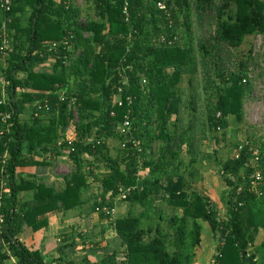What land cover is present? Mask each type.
<instances>
[{
    "label": "trees",
    "instance_id": "obj_1",
    "mask_svg": "<svg viewBox=\"0 0 264 264\" xmlns=\"http://www.w3.org/2000/svg\"><path fill=\"white\" fill-rule=\"evenodd\" d=\"M88 1L93 16L83 24V10L72 0H11L9 11L0 0V35L6 23L14 48L7 68L10 101L2 103L0 94V234L13 255L1 245L0 264H9L12 256L17 264H95L88 257L47 262L19 237L25 226L46 230L53 214L87 203L90 213L110 222L106 230L118 234L127 249L122 259L113 253L101 264H191L202 222L220 235L218 264H257V255L248 252L264 230V178L257 188L253 184L258 171L264 175L259 140L237 143L240 151L223 162L231 187L228 221H219L216 205L192 186L203 178L194 165L204 156L209 133L219 141L216 134L230 127L232 117L244 119L253 56L239 58L237 51L248 37H264V0H172L166 10L158 6L162 0ZM65 37L82 49L74 60V51L46 47ZM42 55L56 59L53 73L36 69ZM36 101L45 103L39 116L32 113L31 121H23ZM70 105L81 119L73 146L60 135L61 126L69 124ZM6 113H11L10 128L3 121ZM126 117L132 123L127 135L118 130ZM94 133L98 138L89 142ZM112 142L119 143L116 158L110 154ZM40 150L51 155L40 159ZM64 154L76 170L60 188L20 172L52 166V159ZM257 158L259 168L253 170ZM103 160L109 161L106 172L99 170ZM123 195L143 209L115 219V201ZM152 231L156 235L146 239Z\"/></svg>",
    "mask_w": 264,
    "mask_h": 264
},
{
    "label": "rangeland",
    "instance_id": "obj_2",
    "mask_svg": "<svg viewBox=\"0 0 264 264\" xmlns=\"http://www.w3.org/2000/svg\"><path fill=\"white\" fill-rule=\"evenodd\" d=\"M72 4L78 8L83 10L82 15L79 18L80 23L87 24L89 15L93 16V12L88 14V7L92 4L88 0H72ZM97 19V17H95ZM82 53V49L77 48L75 46L74 56H72V60L76 59ZM252 53V60L250 64V74L249 78L252 81V88L249 91L248 95L245 98L244 108H245V116L242 121L237 120L236 118L230 119V127L226 130H220L218 134V140H216L215 136L212 137L209 133V139L205 140L202 146L204 151L203 158L198 161L194 167L197 168V171L200 173L199 176H203L201 180L195 181V184L192 186V190H198L204 195L208 196L211 202L216 205L218 211V219L221 222L228 221L230 218V206L228 204V194L231 191V187L228 185L226 179L224 178V168L223 162H226L229 158L236 155L239 151L236 147L237 143L248 144L254 138V140H259V145L261 149L264 147L263 142L260 137L264 139V37L259 36H251L248 37L245 43L238 49L237 54L239 58H247L248 55ZM39 62L37 64L36 69L39 71H45L48 73L54 72V64L56 59L52 56H41L39 57ZM71 82L75 85L76 80L72 79ZM187 83H183L185 87ZM72 89L76 86H71ZM63 94L60 92L59 95ZM200 106L206 107L205 99L203 98ZM76 107L70 108L67 110L68 115L70 114L69 124L65 127L61 126L60 135L62 138L68 139V141L75 142L81 135V132L78 130V126L81 124V119L79 115V111ZM57 115H60L59 109L56 110ZM52 114V113H51ZM32 110L31 108L27 111L26 114L22 115L23 121H31ZM50 114L45 115V118H49ZM99 127V126H97ZM97 127H94V131H96ZM88 141L93 142L94 138H98V134L94 133L91 135ZM113 148L110 151L111 156L118 157L120 155L119 152V143L112 142ZM69 153V150L65 148ZM257 151V150H256ZM28 152V149H26ZM66 152V154H67ZM256 153V152H255ZM66 154L59 156L57 159H52V166L42 167L41 170L45 169L47 171L46 175H53L54 178H49L54 182V185L57 188H60L68 177L72 175L76 170V166L73 164V161L67 158ZM38 158L43 159L45 156H50V153L42 152L41 150L37 154ZM66 155V156H65ZM86 159H94L93 156H89L88 154H84ZM188 155V154H185ZM65 156V157H63ZM8 157V155H7ZM89 157V158H88ZM262 157L260 158V160ZM189 160V159H188ZM187 160V161H188ZM260 160L252 159L251 167L253 170L259 168ZM264 160V159H263ZM99 169L100 171H107L109 166L108 160L99 161ZM98 165V164H97ZM87 166V165H86ZM87 168V167H86ZM21 174L25 177H29L28 172H22ZM245 170L243 174H245ZM186 174L189 175V172L186 171ZM255 172H253V175ZM263 175V174H262ZM51 177V176H50ZM59 177L58 181L55 179ZM232 178V177H230ZM264 178V175H263ZM233 179V178H232ZM90 183L96 181L92 176L88 178ZM258 185V184H257ZM4 186L8 188V177L6 176L4 179ZM7 191H10L7 189ZM94 200V199H93ZM138 212V211H137ZM182 210H180V214H182ZM58 214V213H56ZM53 214V215H56ZM116 219V218H115ZM165 225V224H164ZM118 235V234H116ZM156 235L155 231L149 232L146 235V239H149ZM201 243L195 248V257L192 260L191 264H213V260L215 259L218 248L220 235L215 234L212 230L211 226L207 222H202V233H201ZM119 236V235H118ZM21 241L25 242L23 236L19 235ZM80 238V236H78ZM120 237V236H119ZM259 237V235H258ZM81 239V238H80ZM83 239V238H82ZM121 239V238H120ZM122 240V239H121ZM174 241V235L168 240L170 243L171 251H174L175 247H173L172 243ZM203 242V244H202ZM256 244V243H255ZM255 244L250 246V253L255 251L258 252V264H264V250L259 249L256 250ZM5 245V248H9V253L13 255V252L10 251V247L6 245L4 238L0 234V246ZM118 245V244H117ZM254 247V248H253ZM86 250L82 248L83 251ZM256 253V252H255ZM257 255V254H256ZM14 257V256H13ZM12 260V259H11ZM9 261V264H17V257H15L12 262Z\"/></svg>",
    "mask_w": 264,
    "mask_h": 264
},
{
    "label": "crops",
    "instance_id": "obj_3",
    "mask_svg": "<svg viewBox=\"0 0 264 264\" xmlns=\"http://www.w3.org/2000/svg\"><path fill=\"white\" fill-rule=\"evenodd\" d=\"M41 169L42 167L26 168L23 171L37 175L48 186H55L54 182H50L51 179H49L54 178L53 175H50V173L46 175L47 171ZM147 173L148 171L144 172V174ZM55 179L58 181L61 178L56 177ZM91 189L90 193H95L96 188L92 187ZM115 205L114 218L116 219L125 217L130 211H141L143 209L140 203L129 202L122 199V197L117 198ZM88 212V203L83 207L61 211L51 216L48 229L35 232L25 226L21 235L27 245L40 250L47 262L57 263L62 258L79 261L83 257H88L91 262L101 264L106 255L116 253L121 259L126 256L127 249L120 237L115 232L106 230V228H110V222L102 218L100 214ZM79 233H83L84 237L91 241L95 240L94 242L100 243V247L92 248L93 246L87 244V242L84 244L82 239L78 237ZM85 247L86 250L80 251ZM255 247L256 250H264V230L259 233ZM255 252L258 264V252ZM14 258L11 257L12 260Z\"/></svg>",
    "mask_w": 264,
    "mask_h": 264
},
{
    "label": "built area",
    "instance_id": "obj_4",
    "mask_svg": "<svg viewBox=\"0 0 264 264\" xmlns=\"http://www.w3.org/2000/svg\"><path fill=\"white\" fill-rule=\"evenodd\" d=\"M172 1V0H162L158 6L160 9L162 10H166L167 8V2ZM2 3V7L3 9L9 11L11 9V0H1ZM8 25L5 23L3 25V30L1 33V38H2V44L0 45V94L2 97V103L7 104L10 101V92H9V87H10V81L7 77V68L9 67V62H10V58L12 55V52L14 50L13 48V44L10 40V35H9V29L7 27ZM162 41H165V39H163ZM74 42H71L70 39L68 37H65L62 41L60 42H54L50 45H47V49L48 51H60L61 48H67L69 51H74L75 47H73ZM74 56V55H73ZM70 64V62H67ZM122 80L123 82H129V76L127 74H124L122 76ZM65 93L61 94V100H64ZM119 104L122 105L123 101L122 99L118 100ZM46 103V104H45ZM45 103H43V101H36L33 104H31L29 106V109L31 108L32 113L35 114V116H39L40 111L43 109L44 104H45V112H49L50 110V100L47 99L45 101ZM75 103L72 102V104ZM71 108V105H70ZM28 109V110H29ZM78 111V110H77ZM113 115H115V113H113ZM11 118V113H6L3 115V121L6 122L9 125V128L11 127V123L9 122ZM118 130L122 133V134H131L132 133V123L130 120V117H126L125 121L123 124H120ZM125 135V136H126ZM69 144L71 146H73L74 142L73 141H69ZM135 145H138V141L135 142ZM125 147V144H123L122 148ZM73 150V148H72ZM256 154L258 155L259 153L256 152ZM62 157V156H61ZM65 157V156H64ZM68 158V156H66ZM259 159V158H257ZM254 187L257 188L259 185V182H261L263 180V176L260 173V171H258L255 176H254ZM258 184V185H257ZM122 198H125V195L122 196ZM104 211L108 212V209L106 207L103 208ZM1 222H3V220H1ZM1 233V232H0ZM251 253L248 252V256H250ZM213 264H218V262L214 259L213 260Z\"/></svg>",
    "mask_w": 264,
    "mask_h": 264
},
{
    "label": "water",
    "instance_id": "obj_5",
    "mask_svg": "<svg viewBox=\"0 0 264 264\" xmlns=\"http://www.w3.org/2000/svg\"><path fill=\"white\" fill-rule=\"evenodd\" d=\"M35 22H36V20H35Z\"/></svg>",
    "mask_w": 264,
    "mask_h": 264
}]
</instances>
